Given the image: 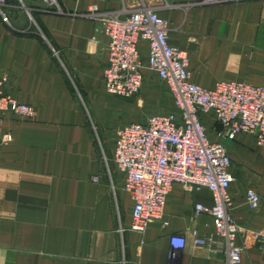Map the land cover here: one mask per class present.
<instances>
[{
  "label": "crops",
  "instance_id": "obj_1",
  "mask_svg": "<svg viewBox=\"0 0 264 264\" xmlns=\"http://www.w3.org/2000/svg\"><path fill=\"white\" fill-rule=\"evenodd\" d=\"M58 3L77 12L93 5L106 13L155 7L169 23L170 43L189 52L192 82L264 84V0ZM4 10L0 91L31 105L34 114L0 111V264H169L174 233L187 238L180 264H228L217 238L205 246L193 240L195 230L214 234L211 215L195 212L196 203L213 205L206 188L174 184L162 219L133 227V201L113 155L118 131L147 117L136 119L134 101L105 90L108 37L97 24L49 12L44 0H8ZM140 48L146 60L147 43ZM172 109L173 99L170 109L158 112ZM204 123L235 164L229 192L241 227L238 264H264V147L246 133L218 136L212 115ZM249 189L262 196L255 210L247 204Z\"/></svg>",
  "mask_w": 264,
  "mask_h": 264
},
{
  "label": "built area",
  "instance_id": "obj_2",
  "mask_svg": "<svg viewBox=\"0 0 264 264\" xmlns=\"http://www.w3.org/2000/svg\"><path fill=\"white\" fill-rule=\"evenodd\" d=\"M7 2L0 0V15L5 22ZM44 2L49 12L91 19L98 26L96 30L108 37L103 70L108 93L121 98L137 95L143 87L144 72L149 70L165 83L174 101V109L128 122L117 134L113 157L124 174V189L133 201V227L143 229L148 223L162 219L174 184L187 189L206 188L212 193L213 205L196 203L195 212L211 215L214 234L203 237L195 230L194 243L205 246L217 238L225 249L228 264L240 263L241 227L231 212L229 192L233 181L232 158L224 143L208 136L204 116L214 117L218 136L232 140L237 134L246 133L264 147V84L232 80L220 81L209 88L192 82L189 52L170 43L169 23L155 7L106 13L93 5L77 12L63 10L58 0ZM142 41L148 45L146 60L141 53ZM0 111L25 117L34 114L31 105L2 91ZM7 138L5 135L2 140ZM246 199L249 208L255 210L262 196L249 189ZM186 242L184 233L169 236V264H180Z\"/></svg>",
  "mask_w": 264,
  "mask_h": 264
},
{
  "label": "rangeland",
  "instance_id": "obj_3",
  "mask_svg": "<svg viewBox=\"0 0 264 264\" xmlns=\"http://www.w3.org/2000/svg\"><path fill=\"white\" fill-rule=\"evenodd\" d=\"M128 100L134 101L140 109V112L135 117L136 119H140V117L145 118L152 113L168 110L172 107V99L169 96L167 86L149 70H146V78L140 93ZM208 133L210 135L212 132L208 131ZM9 138L8 135L7 140ZM234 165L233 163L232 166L234 167Z\"/></svg>",
  "mask_w": 264,
  "mask_h": 264
}]
</instances>
